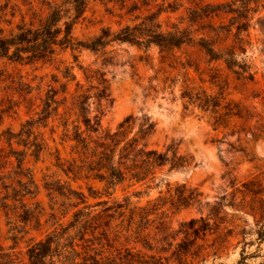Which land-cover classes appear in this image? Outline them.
I'll return each mask as SVG.
<instances>
[{
  "label": "rangeland",
  "instance_id": "obj_1",
  "mask_svg": "<svg viewBox=\"0 0 264 264\" xmlns=\"http://www.w3.org/2000/svg\"><path fill=\"white\" fill-rule=\"evenodd\" d=\"M48 1L54 0H0V41L22 25H38L50 12ZM254 1L89 3L85 19L74 29L79 39L106 27L118 31L137 23V17L160 13L163 31L189 30L191 37L217 41V49L235 48L238 60L254 75L253 81L238 79L223 62L210 63L196 46L185 45L170 59L155 46L110 47L115 63L104 70L113 104L103 117V128L115 132L129 116H148L155 123V132L146 140L149 148L166 152L175 145L189 161L184 169L170 171L167 166L138 184L127 181L111 187L89 173H65L77 156L74 142L62 140L59 116L28 133V123L38 119L51 87L62 90L67 84L70 97L77 82L86 84L79 66L97 69L101 59L89 51L67 50L47 64L0 60V264H11V258L14 264H30V246L68 226L76 211L94 206V214H100L127 198L123 217L112 211L113 219L94 221L96 234L85 240L77 236L78 263H85L89 248L102 264H127L131 255L148 261L155 256L164 264H264V1ZM245 2L251 3V10L243 8ZM135 3L139 10L130 12ZM239 27L245 30L239 33ZM67 68H73L76 81L65 78ZM214 72L221 74L220 82L213 83ZM186 88L213 96L223 92V106L239 105L242 118L233 117L217 128L211 112L185 109L181 95ZM38 146L42 151L35 157ZM58 185L67 194L68 189L84 194L87 204L72 207L78 200L51 190ZM184 186L191 205L173 206ZM102 202L107 205H99ZM144 210L149 216L141 220Z\"/></svg>",
  "mask_w": 264,
  "mask_h": 264
},
{
  "label": "trees",
  "instance_id": "obj_2",
  "mask_svg": "<svg viewBox=\"0 0 264 264\" xmlns=\"http://www.w3.org/2000/svg\"><path fill=\"white\" fill-rule=\"evenodd\" d=\"M91 1L96 0L48 1L50 12L40 20L38 25H22L18 28L17 33L0 41V60L7 59L15 63H53L60 53L67 50L79 54L89 51L102 60L101 67L97 69L79 66L84 72L86 84L77 82L76 90L70 97L67 84L62 86V90L51 87L43 100L38 119L28 123L30 126L28 133H31V130L38 124L47 126L51 118L59 116L63 128L62 140L74 142L72 151L77 156L66 168L63 167V171L74 174L89 173L95 179L107 182L111 187L124 184L127 181L136 184L145 182L167 166H170V171L186 168L189 161L186 157L178 154L175 145H170L166 152L149 148L146 140L155 132V123L148 116H143L140 119L129 116L115 132L103 128V117L113 104L110 81L107 79L104 69L114 65L116 57L115 51L108 49L124 44L143 47L146 50L155 46L160 49L165 59H170L174 56L175 50H179L185 45L196 46L210 58V63L223 62L231 73L238 76V79L253 81L254 75L248 71L249 67L242 65L238 60L235 48L217 49V41H210L204 37L199 39L191 37L189 30L176 28L174 31H163L159 21L160 13H147L143 17H137V23L128 24L118 31L106 27L89 39H79L74 35V29L80 21L85 19V13ZM261 1L264 0H255L254 2ZM243 4L246 11L250 9L251 3ZM122 6L125 8L126 4ZM135 6L137 7V3L133 5L130 12L139 10ZM242 30L245 29L239 27V33ZM79 58L80 55H74L76 63H79ZM72 69L67 68L65 78L76 81L77 78L72 73ZM220 78V73L214 72L211 75L213 83L220 82ZM221 88L223 89V87ZM61 94L64 97L61 98ZM223 95V92L219 96H213L206 91L186 88L181 98L184 101L185 109L195 107L215 115V125L218 128L227 126L233 117L242 118L243 113L239 105L233 106L232 103H227L223 106L225 101ZM61 108L64 110L63 113H60ZM137 122H139L138 131L130 138ZM41 151L42 147L38 146V149L34 151L35 157H39ZM20 165L22 166L23 162ZM65 189L61 185H58L56 189L51 188L61 196L68 198L75 196L78 201L72 203L74 208L81 204H87L84 194L77 193L72 189H68L67 194ZM183 189L184 191L180 192L176 201L173 199V206L179 208L191 205V197L185 196V186ZM128 203L129 199L127 198L124 204L107 206L100 214L96 215L92 211L94 206H85L83 209H79L74 213L73 220L68 226L62 227L61 230H54L44 239L30 246L28 250L29 263L83 264L76 261L81 255L78 251L79 245L75 243L77 236H79V240H85L86 235L96 234L99 226L93 224L97 218L113 219L114 213L117 212H119V217H123ZM102 204L107 205L105 202L99 205ZM112 211L114 213L111 214ZM143 212L141 220L149 216L145 210ZM133 219L134 214L131 217V220ZM140 230L141 226H138L136 233L139 234ZM104 231L106 232V230ZM85 253L87 258L84 264H88L89 261L90 264H102L89 248ZM7 257L9 258V256ZM150 259L148 261L143 256L131 255V258L127 259V264H164L162 258L152 256ZM10 262H12L11 264L15 263L12 258Z\"/></svg>",
  "mask_w": 264,
  "mask_h": 264
}]
</instances>
